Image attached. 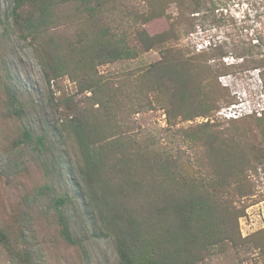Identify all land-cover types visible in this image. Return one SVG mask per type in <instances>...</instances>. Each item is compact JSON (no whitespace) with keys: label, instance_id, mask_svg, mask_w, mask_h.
<instances>
[{"label":"trees","instance_id":"1","mask_svg":"<svg viewBox=\"0 0 264 264\" xmlns=\"http://www.w3.org/2000/svg\"><path fill=\"white\" fill-rule=\"evenodd\" d=\"M171 3L12 0L4 29L30 40L49 82L68 77L90 94L59 124L57 143L76 166L94 236L113 240L121 264H201L229 248L264 251V230L243 237L240 228L264 173V111L249 129L236 128L237 120L222 126L217 114L232 102L219 68L179 46L189 18L174 15ZM157 20L168 28L153 35L147 26ZM152 51L159 60L139 70L100 71ZM7 91L12 117L25 122ZM155 110L166 115L161 133L132 128L130 117ZM197 118L208 121L182 125ZM23 126L19 144L33 139L31 125ZM57 219L62 238L81 246L62 212Z\"/></svg>","mask_w":264,"mask_h":264},{"label":"rangeland","instance_id":"2","mask_svg":"<svg viewBox=\"0 0 264 264\" xmlns=\"http://www.w3.org/2000/svg\"><path fill=\"white\" fill-rule=\"evenodd\" d=\"M143 1L137 0L142 6ZM12 5V0H0V229L7 237L6 242L0 241V264H121L113 240L94 236L76 166L62 157L57 143L59 124L86 107L90 94H80L68 77L49 82L30 40L14 32L6 35ZM171 11L174 15L184 12L189 18L183 23L184 39L179 45L184 52L203 55L219 68L218 81L232 102H223L217 114L222 126L232 127V120H237L239 130L253 127L254 115L264 111V0H172ZM167 28L165 20L147 26L153 35ZM159 58V52L152 51L100 71L119 76ZM8 87L25 122L10 113L14 107ZM130 120L132 128L145 131L144 135L157 136L167 127L163 110ZM207 121L197 118L182 125ZM25 123L31 125L33 139L19 144ZM255 180L254 196L246 201L250 207L240 220L243 237L264 230V173ZM59 212L81 246L62 238ZM201 264H264V251L229 248Z\"/></svg>","mask_w":264,"mask_h":264}]
</instances>
